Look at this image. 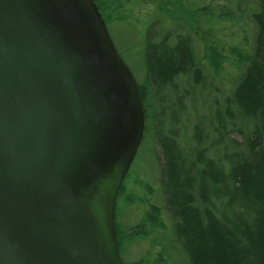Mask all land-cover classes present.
Wrapping results in <instances>:
<instances>
[{
  "label": "water",
  "instance_id": "1",
  "mask_svg": "<svg viewBox=\"0 0 264 264\" xmlns=\"http://www.w3.org/2000/svg\"><path fill=\"white\" fill-rule=\"evenodd\" d=\"M140 91L93 0H0V264H122Z\"/></svg>",
  "mask_w": 264,
  "mask_h": 264
},
{
  "label": "rangeland",
  "instance_id": "2",
  "mask_svg": "<svg viewBox=\"0 0 264 264\" xmlns=\"http://www.w3.org/2000/svg\"><path fill=\"white\" fill-rule=\"evenodd\" d=\"M103 1L105 4L101 7V14L111 40L140 86L145 80L143 52L146 43L159 45L164 42L168 44V48H174L177 44L185 42L190 50L193 69L179 74L173 84L158 92L172 107L169 104L157 105L158 102L153 98L150 101L152 111L149 105L145 106L152 121H157V117L162 119L161 136L173 138L183 159L194 161L197 152L205 150V158L218 161L224 154L225 144L223 147L214 144L212 138L216 134L211 137L212 132H229L239 143L242 140L241 132H252L254 122L242 120L232 100L234 91L250 64L245 57H254L257 54L259 30L252 17L259 13L257 2ZM211 61L219 65H213V68ZM164 106L166 110L163 109ZM159 110H162V113H159ZM219 124L220 127L217 128ZM195 132L197 136H200L201 132L207 134V142L196 143ZM159 143V140L152 136L151 139L149 136L142 141L130 177L124 186L126 195L118 200L117 228L124 241L120 248V257L124 264H186L180 245L174 243L169 248L167 240H160L157 235L156 239L154 235L158 233L157 230H151L148 225L144 229L140 228V206L137 203H126L128 193L132 198H136L142 194L141 186L146 185L149 186L148 189L152 186L151 193L153 192V196L146 200L158 207L164 205L157 168L160 163ZM132 185L136 187L132 189ZM146 187L143 190L147 191ZM148 206L142 211H148ZM169 224L168 229L172 226ZM138 236L143 238L138 239ZM153 239L155 246L151 247Z\"/></svg>",
  "mask_w": 264,
  "mask_h": 264
},
{
  "label": "trees",
  "instance_id": "3",
  "mask_svg": "<svg viewBox=\"0 0 264 264\" xmlns=\"http://www.w3.org/2000/svg\"><path fill=\"white\" fill-rule=\"evenodd\" d=\"M93 1L102 12L104 1ZM257 3L259 13L252 16L259 30L257 54L250 59L232 100L242 120L254 122L252 132H241V143L229 132H212L211 137L216 134L212 138L214 144L220 147L225 144L224 154L218 161L205 158V150L198 151L194 161L183 159L173 138L161 136L162 119L157 117V121H152L148 108L145 109L144 140L152 136L160 142L157 168L164 205L158 207L146 200L153 196L152 186L148 189L146 185L141 186L142 194L136 198L128 193L126 203L140 206V228L148 225L154 231L162 229L169 248L174 243L180 245L186 264H264V0ZM102 18L105 21L103 15ZM164 44L146 43L143 52L145 80L139 89L144 108L149 105L150 111L152 98L157 105L172 107L158 92L173 84L179 74L193 69L185 42L174 48L164 47ZM211 62L213 68L219 65ZM196 132V143L207 142V134L201 132L197 136ZM135 187L132 185V189ZM125 195L126 188L121 187L118 199ZM147 206L148 211H142ZM156 235L158 233L154 235L157 239ZM116 236L120 253L124 241L118 229ZM150 246H155L154 239Z\"/></svg>",
  "mask_w": 264,
  "mask_h": 264
},
{
  "label": "bare ground",
  "instance_id": "4",
  "mask_svg": "<svg viewBox=\"0 0 264 264\" xmlns=\"http://www.w3.org/2000/svg\"><path fill=\"white\" fill-rule=\"evenodd\" d=\"M254 1L257 2V0H254ZM257 5H258V3H257ZM163 46L168 48V44H167V43L164 44ZM245 58H246L247 60L251 61L250 59H251L252 57L249 56V57L247 58V56H246ZM217 64H219V63H217ZM248 67H249V66H248ZM247 69H248V68H247ZM246 72H247V71H246ZM245 74H246V73H245ZM245 74H244V76H245ZM244 76H243V77H244ZM243 77H242V78H243ZM242 78H241V79H242ZM162 215H163V214H162ZM164 216H165V215H163V220L165 219ZM167 220H168V218L166 217V221H167ZM168 222H169V221H168ZM163 233H164V232L162 231V229H159V230H158V238H160V240L163 239V235H162Z\"/></svg>",
  "mask_w": 264,
  "mask_h": 264
}]
</instances>
